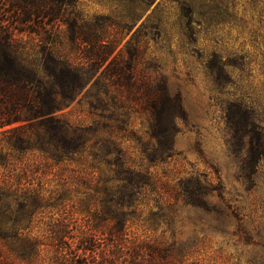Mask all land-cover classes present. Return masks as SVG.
Returning a JSON list of instances; mask_svg holds the SVG:
<instances>
[{"label":"rangeland","instance_id":"374dc122","mask_svg":"<svg viewBox=\"0 0 264 264\" xmlns=\"http://www.w3.org/2000/svg\"><path fill=\"white\" fill-rule=\"evenodd\" d=\"M12 12L0 0V30L28 42L27 64L42 66L38 40L52 38L87 79L59 112L82 137L77 153L15 151L0 135L13 155L2 189L21 184L52 206L32 236L65 219L101 262L264 264V0H59L29 25ZM74 23L120 54L101 65L106 46L72 42ZM41 130L24 133L34 142ZM8 248L0 256L19 264Z\"/></svg>","mask_w":264,"mask_h":264},{"label":"trees","instance_id":"16d2710c","mask_svg":"<svg viewBox=\"0 0 264 264\" xmlns=\"http://www.w3.org/2000/svg\"><path fill=\"white\" fill-rule=\"evenodd\" d=\"M58 1L10 0L12 14L23 13L25 16L24 25L31 24L34 14L40 16L47 13L46 8L49 9ZM55 15L61 16L60 11ZM12 21L9 20L8 23L13 24ZM70 26L71 41L74 43H105L103 36L93 39L76 23ZM19 33L23 35L25 31ZM98 34L101 35L100 32ZM55 43L52 38L40 37L38 44L42 66L27 64L23 50L28 42L15 34V27L7 25L6 31L0 30V128L15 126L2 131L0 135L14 139L11 149L15 151L37 150L49 154L51 159L64 160L69 154L78 152L82 137H72L68 123L59 112L69 107L77 98L87 79L81 70L55 53L51 48ZM104 46L107 51L102 56L96 54L101 65L111 57L114 60L121 52L116 54L118 41H110ZM166 98L168 96L164 92L155 94L151 105L158 110L155 106ZM33 126H39L42 130L37 134V140L31 142V138L26 137L24 131ZM12 158V152L4 153L1 150L0 168L10 170ZM8 177L12 181L13 174ZM12 191L10 193L0 186V243L3 242L5 247H9L10 254L19 264H115L113 259L101 262L96 256L99 246L87 235L76 238L65 219L54 221L51 218L47 226L48 236H32L38 211L52 206L36 191L24 190L21 184ZM11 194L18 196L20 200V210L16 213L13 212L12 203L8 201ZM0 264L9 263L0 256Z\"/></svg>","mask_w":264,"mask_h":264}]
</instances>
